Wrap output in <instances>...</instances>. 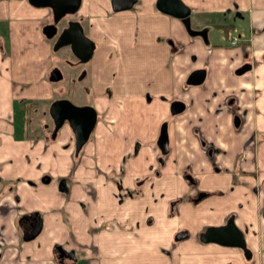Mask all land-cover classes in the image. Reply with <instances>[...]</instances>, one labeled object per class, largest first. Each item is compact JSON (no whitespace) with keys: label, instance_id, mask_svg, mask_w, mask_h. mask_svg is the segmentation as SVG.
Listing matches in <instances>:
<instances>
[{"label":"crops","instance_id":"0c3cea01","mask_svg":"<svg viewBox=\"0 0 264 264\" xmlns=\"http://www.w3.org/2000/svg\"><path fill=\"white\" fill-rule=\"evenodd\" d=\"M157 1L80 0L98 120L76 154L70 125L26 131L20 107L51 62L52 8L0 0V264H264V0H183L187 24ZM245 60L251 69L235 73ZM204 66L205 80L189 83ZM256 128L258 146L239 156ZM33 211L41 227L26 237ZM231 215L248 251L203 237Z\"/></svg>","mask_w":264,"mask_h":264},{"label":"water","instance_id":"95a60500","mask_svg":"<svg viewBox=\"0 0 264 264\" xmlns=\"http://www.w3.org/2000/svg\"><path fill=\"white\" fill-rule=\"evenodd\" d=\"M32 5L50 6L52 8L54 21L58 22L61 20L62 16L66 13H74L80 7V0H29ZM119 1L123 7L125 5L131 4V0H114V2ZM124 1V2H122ZM118 3V2H117ZM115 3V5L117 4ZM157 5L162 10H166L172 14L180 15L185 23L189 22V10L191 9L183 0H158ZM57 25L54 22L44 25L42 31L47 35L51 36L55 33ZM54 48L58 49L63 44L70 45L74 55H77L81 61H88L92 56V51L95 48V41L92 37L84 32L82 29V23L78 18H74L69 21L68 25H64L61 28L57 39H55ZM244 68H248L244 65L239 71H243ZM206 69L204 68H194L191 73L188 74L187 81L189 83H201L205 78ZM63 77V71L57 66H52L50 71L49 79H59ZM49 112L54 120V127L51 131L52 137L57 134L58 129H60L66 120H69L71 129L75 135V153L78 154L80 149L86 141L90 138L92 133V128L95 127L97 123L98 110L92 103H78L73 102L69 97H59L54 98L49 104ZM167 123L164 122L161 125V132L156 141L161 148V152L168 151L169 148V135L166 128ZM25 218L31 219L32 228L24 233L26 237H32V234L38 232L41 227L40 215L33 211L31 214H26ZM178 236H182L179 233ZM206 240L215 239V241L226 242L232 245H241V247L246 248V240L244 239L243 231L235 223H223V225H211L207 228V231L203 236ZM63 250L62 248L58 247Z\"/></svg>","mask_w":264,"mask_h":264},{"label":"rangeland","instance_id":"374dc122","mask_svg":"<svg viewBox=\"0 0 264 264\" xmlns=\"http://www.w3.org/2000/svg\"><path fill=\"white\" fill-rule=\"evenodd\" d=\"M76 13L77 11L63 15L60 26L65 24L68 17L74 18V16H77ZM53 38L55 39L54 36L49 37L48 41ZM53 41L54 40H52V43ZM50 56L51 62L49 66L45 67V65H47L46 63L40 65L43 70L44 83L35 85L36 96L34 98H23L24 106H20L25 113L23 121L25 127L27 128L26 131H30L32 133L40 134L41 132L45 133L53 130V120L48 106L54 98L67 96L76 104H84L85 102L89 103L97 93L95 92L96 88L92 78V71L89 68V61L82 62L80 59L77 60V57L74 55L70 45L63 44L60 48L55 49L53 43ZM54 65L61 68L63 71V77L57 80H50L49 76L51 67ZM95 80H97L96 77ZM99 80L101 81V79ZM69 124L70 123L66 121L60 129ZM94 128L92 130L91 137L84 143L81 151L94 137Z\"/></svg>","mask_w":264,"mask_h":264},{"label":"flooded vegetation","instance_id":"af4514ba","mask_svg":"<svg viewBox=\"0 0 264 264\" xmlns=\"http://www.w3.org/2000/svg\"><path fill=\"white\" fill-rule=\"evenodd\" d=\"M126 1V0H125ZM75 12V11H74ZM52 14H53V11L49 14V19L45 22V24L44 25H46V24H49V23H52V22H54L55 23V25H57V27H56V32L55 33H53L51 36H54L55 37V39H57V37H58V35H59V33L61 32V28H62V26H64V25H68V23H69V21L70 20H72V19H74V18H78L79 19V17L78 16H74V18H71V17H68V19H66V21H65V24L64 25H62V26H60V22H61V20L60 21H54V17L52 16ZM66 14V13H65ZM64 14V15H65ZM69 14V13H68ZM62 19V18H61ZM80 20V19H79ZM81 22V21H80ZM82 23V22H81ZM44 27V26H43ZM82 29H83V23H82ZM84 30V29H83ZM84 32H85V30H84ZM86 33V32H85ZM55 39H53L54 41H55ZM233 39H235V42H233V43H236L237 42V38L235 37H233ZM233 39H232V41H233ZM53 41V42H54ZM71 47V46H70ZM72 49V48H71ZM73 51V50H72ZM92 54V53H91ZM76 57H77V60L78 59H80L77 55H76ZM81 60V59H80ZM82 62H84V61H82ZM86 62V61H85ZM244 65H247L248 66V68H244L243 69V71H239ZM205 67V66H204ZM204 67H200V68H204ZM251 67H252V64H251V62L250 61H244L239 67H237L236 68V70H235V73H237V74H242L244 71H246V70H249V69H251ZM205 69H206V72H207V68L205 67ZM206 72H205V74H206ZM205 77H206V75H205ZM204 80H205V78H204ZM203 80V81H204ZM202 81V82H203ZM237 96L235 95V94H232L230 97H228L226 100H227V104H228V106L230 107V109H232L231 111L232 112H234V125H236V127H237V130H239V131H241V130H243V126H242V123H244V120H245V116H244V114H243V112H241V105H240V102H239V99H237L236 98ZM52 116V115H51ZM52 118V117H51ZM53 120V119H52ZM66 121H68L69 122V120H66ZM70 123V122H69ZM167 123V122H166ZM65 124V123H64ZM70 125V124H69ZM96 125V124H95ZM71 126V125H70ZM53 127H54V120H53ZM72 128V127H71ZM70 128V129H71ZM94 128V127H93ZM93 128H92V130H93ZM168 130V129H167ZM52 131V130H51ZM71 131H72V129H71ZM73 132V131H72ZM51 133V132H50ZM74 133V132H73ZM198 133V138L199 139H201L202 140V148H203V151L205 152V153H207V155H209V156H211L214 160H216V156H217V151H218V147L217 146H215V145H213L208 139H206L205 138V136L201 133V132H197ZM92 134V133H91ZM169 134V133H168ZM262 136L261 135V133H259V131H258V129L256 128V129H253V132L252 133H250V135H247L246 136V138H247V140H246V143H244V147H243V149H241L240 151H241V154H239V156H243V158H244V156H245V153H243L245 150V148L246 147H248L249 145L250 146H252V147H257L258 146V141H259V139H261V137L260 136ZM90 137H91V135H90ZM89 140V139H88ZM157 140V139H156ZM74 141H75V135H74ZM74 141H73V143H74ZM160 147V146H159ZM161 149V148H160ZM168 150H169V148H168ZM162 151V150H161ZM243 151V152H242ZM214 162H216V161H214ZM215 169L217 170V171H219V169H220V167L216 164L215 165ZM186 177L190 180V182L191 183H196L197 182V180H198V178H197V176L194 174V173H192V172H190V171H187L186 170ZM262 185H264V180L262 179V181H261V187H262ZM254 187H256V186H254ZM255 189V188H254ZM204 193L205 192H201L200 191V194H201V196L202 195H204ZM235 223L238 227H240L239 226V224H238V222H237V218H236V216L235 215H231V216H229L227 219H225V222L224 223ZM221 225H223V224H221ZM241 228V227H240ZM242 231H243V229H241ZM181 233V232H180ZM243 234H244V231H243ZM244 237H245V234H244ZM245 239V238H244ZM60 248H62V247H60ZM65 252L63 251V250H61V249H59V256L60 257H62L63 256V254H64Z\"/></svg>","mask_w":264,"mask_h":264},{"label":"built area","instance_id":"2783aa9c","mask_svg":"<svg viewBox=\"0 0 264 264\" xmlns=\"http://www.w3.org/2000/svg\"><path fill=\"white\" fill-rule=\"evenodd\" d=\"M233 42H235V39H233Z\"/></svg>","mask_w":264,"mask_h":264}]
</instances>
